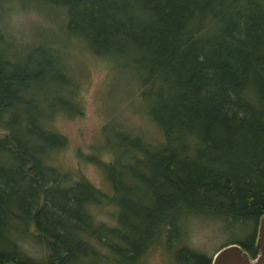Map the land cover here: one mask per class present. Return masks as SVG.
I'll return each instance as SVG.
<instances>
[{"label":"trees","instance_id":"1","mask_svg":"<svg viewBox=\"0 0 264 264\" xmlns=\"http://www.w3.org/2000/svg\"><path fill=\"white\" fill-rule=\"evenodd\" d=\"M42 1L65 9L69 36L134 73L162 141L129 132L105 141L114 156L98 164L110 196L83 175L73 180L48 160L66 145L51 118L77 109L69 70L40 45L24 61L0 56V264H136L161 239L173 246L193 216L251 224L231 242L254 258L264 212V0ZM38 53L49 59L34 61ZM102 201L115 207L112 225L89 210ZM172 251L170 264H210L215 252Z\"/></svg>","mask_w":264,"mask_h":264},{"label":"rangeland","instance_id":"2","mask_svg":"<svg viewBox=\"0 0 264 264\" xmlns=\"http://www.w3.org/2000/svg\"><path fill=\"white\" fill-rule=\"evenodd\" d=\"M64 10L42 0H0V56L24 61L40 45L47 56H56L66 66L73 81L72 98L77 109L57 112L51 118L49 127L65 137L66 145L49 153V163L73 180L83 175L110 196L112 191L98 164L113 159L106 142L115 145L119 137L129 132L153 145L162 141V134L146 114L134 73L120 67L117 59L92 54L79 37L69 36ZM47 56L38 53L33 58L49 59ZM31 67L34 68V63ZM47 83L49 91L56 81ZM30 94L36 95L38 106L40 87H33ZM40 107L46 113L52 110L48 102ZM94 204L89 210L95 220L112 225L115 207L105 201ZM229 225L206 216L188 217L173 246L167 247L161 239L146 247L136 264H170L172 248L180 246L211 255L219 245L231 243L236 240L231 239L234 237L242 238L252 229L251 224ZM26 245L27 252L34 256L37 247Z\"/></svg>","mask_w":264,"mask_h":264},{"label":"water","instance_id":"3","mask_svg":"<svg viewBox=\"0 0 264 264\" xmlns=\"http://www.w3.org/2000/svg\"><path fill=\"white\" fill-rule=\"evenodd\" d=\"M254 247L257 254L250 258L240 246L231 242L221 246L210 257V264H264V212L257 219Z\"/></svg>","mask_w":264,"mask_h":264}]
</instances>
